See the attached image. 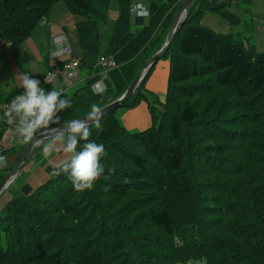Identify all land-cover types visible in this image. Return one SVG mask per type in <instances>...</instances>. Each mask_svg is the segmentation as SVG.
Instances as JSON below:
<instances>
[{
	"label": "trees",
	"instance_id": "obj_1",
	"mask_svg": "<svg viewBox=\"0 0 264 264\" xmlns=\"http://www.w3.org/2000/svg\"><path fill=\"white\" fill-rule=\"evenodd\" d=\"M179 1L150 0L149 16L131 20L130 0H116L118 16L101 53L109 0H0V49L20 46L56 2L84 18L75 33L88 77L81 90L62 95L68 107L53 128L116 98H106L108 89L88 91L98 57L111 56L117 66L137 59L155 44L166 12ZM252 1H192L161 57L170 62L165 120L155 124L151 112L150 128L128 132L116 110L109 113L91 141H103L116 168L102 154L104 171L84 191L61 173L9 199L0 210V264H264V49L258 53L253 43L200 22L207 12ZM140 86L123 106L136 100ZM19 92L0 98V105ZM210 93L204 106L189 102ZM232 108L234 116L225 118ZM4 131L0 120V141ZM136 145L141 149L132 150ZM13 165L0 170V181Z\"/></svg>",
	"mask_w": 264,
	"mask_h": 264
},
{
	"label": "crops",
	"instance_id": "obj_2",
	"mask_svg": "<svg viewBox=\"0 0 264 264\" xmlns=\"http://www.w3.org/2000/svg\"><path fill=\"white\" fill-rule=\"evenodd\" d=\"M163 1L167 2V0H163ZM227 1L228 0H218V2H227ZM133 2L134 3H140L148 9V3L150 2V0H134ZM59 3L60 2H56L52 5L53 6L52 9H54V7H55V9L60 13L59 19L55 20L53 18H49L50 16L47 17L49 12H51V9L49 10L46 17L43 18L44 20H46V23L49 24V27H48L49 31H50L49 38L51 37V40L56 35H59L62 33L66 34V32L70 28L75 30L76 25L78 23L84 21V18L80 15H78L80 18H75V16H73V17L69 16L70 15L69 13H71V14H74V13L70 12L68 10V8H65V10H64L61 6H59ZM251 5H253V2L251 3ZM256 5H257V7L251 6V9L253 7L256 8L258 13L255 14V16L256 17L259 16L258 18H260L264 14V3L259 4V2H258ZM65 7H66V5H65ZM237 7H238L237 5L232 3L231 5H227L226 7L220 9L219 11L207 12L202 16V18L200 19V22H202L203 25H205L208 28H211V30H213L217 33L232 35L233 37H234L233 34L235 33L234 30H236V29L240 30L237 32L239 34L242 32H250L249 37H248L249 40H246V39L242 40L241 38L234 39V40H241L244 43L245 42H251V43H253V45L255 46V48L257 50V48H259V46L264 44V27L258 26V30H254V28L252 26V22L248 21V22H250V25H248L247 21H246V18H250V17H251V20L252 19L254 20V18L249 14V10H247V12H244V11H240ZM148 11H149V9H148ZM66 13H68V14H66ZM63 16L66 17L67 19L69 17H71L68 19L69 23H67V21L63 20ZM204 21L206 23H204ZM146 22L147 21L145 20V23ZM38 24L36 25V27L38 26ZM105 25H106V22L103 26V29L100 31V34L98 37L99 38V44H100L101 37L103 35H105L107 32V27H105ZM113 25H114V23H113ZM113 25L111 26V31L106 38L105 48L103 50H101V46H100V52L101 53H103L107 47V40L112 33ZM35 28L33 29V31L35 30ZM131 29H133V28H131ZM33 31L31 33V36L33 34ZM232 32H234V33H232ZM159 34L160 33H158V35ZM65 37H66V35H65ZM66 40H67V38H66ZM67 43H68V41H67ZM52 45L53 44H51V46ZM68 45H69L71 51H72V49L74 50V48H71L69 43H68ZM76 47H77V50L75 52L72 51V54L74 57L79 58L81 51H80V48L78 46V41H76ZM263 47H264V45H263ZM53 48H54V46H52L51 51L53 50ZM49 55H48V58L47 57L46 58H47L48 63H51L52 60L50 59ZM169 66H170V62H169L168 58L159 59L154 64V66L151 68V70L147 73L144 80L140 83L141 86L139 87V90H138L140 95L139 96L137 95L136 100L133 103H131L130 105L120 107L116 110L114 115L116 116L117 120L121 123V125L123 126V128L126 131H128V132H142V131L151 127V125H152V113H151L152 108H151V105H152L154 99L161 101V100L165 99V97H166V92H167V88H168ZM138 70H139V68L137 69V71ZM137 71L135 70V66L133 64V61L132 62L129 61L128 64L118 66V68H115L113 70H102L101 68H99L97 66V63H96L95 67H93L90 70V72H91L90 75H97L94 84L99 82L100 87H104V90H107V89L111 90V91L113 90V93L120 92L119 94L114 95L115 97H118L127 88V86L130 84V82L132 81V79L135 76V74L137 73ZM85 72H86V70H84L83 68L82 69L79 68V72H78L79 76H78V78H77V80L74 83V86L72 88H76L80 84V82L82 80L81 75H83ZM61 84H62L61 81L58 80V83L55 85V87L58 89L61 86ZM94 84H92L91 88L88 90L91 94H96V93H94V90L92 88ZM18 90H20V89H18ZM89 128H90L89 140H92L96 136V134L99 132L100 129L97 128L96 126H94V127L91 126ZM81 143H83V142H81ZM54 146L56 148H62V145L60 144L59 141H56L54 143ZM41 148H42V146L33 152L32 157H33L34 163L38 162L39 160L42 159V157L39 155V151L41 150ZM14 149H15L14 151H9V152L5 153V157H6L7 161H9V158L12 159L15 157L14 154H15V152L18 151L19 148L15 147ZM51 158L52 159L49 160L50 162H48L46 164H47V167L51 171H53L52 165H55L56 159L57 160L59 159L60 161H62V160L67 158V154L63 153L62 151H59V152H56V157L52 156ZM42 162L44 163L45 161H41L40 163H42ZM32 165H34V164L32 163ZM24 174L25 173L21 174V176H23ZM36 187H38V185ZM29 190H31V187H27L26 185H23L20 189V192L23 191V192L27 193ZM8 198H11V195H9Z\"/></svg>",
	"mask_w": 264,
	"mask_h": 264
},
{
	"label": "rangeland",
	"instance_id": "obj_3",
	"mask_svg": "<svg viewBox=\"0 0 264 264\" xmlns=\"http://www.w3.org/2000/svg\"><path fill=\"white\" fill-rule=\"evenodd\" d=\"M134 0H130L131 3ZM253 5H249L247 7H243V6H238L237 8L240 11H246L249 10V14L254 18V20H251L250 18H246L247 24L250 25V22H252V26L254 28V30H258V26H263L264 27V14L258 18L255 16V14L258 13V11L256 10V8H252L251 6H256L257 7V3L259 2V4L264 3V0H253ZM59 6H61L64 10L65 5L63 4V2L59 3ZM52 7H50L51 12H49L48 16L49 18H53L55 20L60 18V13L55 9H52ZM49 9V10H50ZM176 7L171 6L170 9L166 12L167 13V20L165 22V24L162 25V29L160 30V34L157 38V41L155 42V44L153 46H150L147 48V51L142 53L139 57H137V59H132L130 60L131 62L133 61V64L135 66V70L137 71V69L139 68V66L142 64V62L145 61V59L147 58L148 54L152 51V49H157L163 42L166 32L168 30V24L170 22V19L175 11ZM251 9V10H250ZM66 12V11H65ZM247 12V11H246ZM107 16H106V25L105 27H107V32L105 35H103L100 39V46H101V50H103L105 48V43H106V38L109 35L110 31H111V26L113 25L114 21L117 19L118 16V9H117V3L116 0H109V3L107 4ZM68 14V13H66ZM71 17L75 16V18H80L78 15L76 14H71L69 13ZM69 17V18H71ZM68 18V19H69ZM197 17L194 18V20ZM206 18V17H205ZM263 18V19H262ZM68 19L66 17L63 16V20L67 21V23H69ZM131 20H133V18H131ZM205 20V19H204ZM257 20V21H256ZM204 23H206L204 21ZM201 24L203 25V23L201 22ZM205 26V25H204ZM49 24L46 23V20H42L38 26L35 28V30L33 31V34L30 38L26 39L20 46H18L16 49L12 50L8 47H4L1 48L0 50V98H4L12 93H15L18 89H20V76L27 72L30 75L32 74L33 76H35L36 78L40 79L41 77H43L44 73H45V60L46 57L51 53V37L49 38ZM211 29V28H209ZM238 29L234 30V39H239L241 38L242 40L246 39L249 40V33L250 32H242V33H237ZM66 38L68 43L70 44L71 48H74V50L72 49L73 52H75L77 50L76 47V33L75 30L70 28L67 32H66ZM264 45V44H263ZM263 45L259 46V48H257V52H261L264 47ZM125 64H128V62H126ZM124 65V64H122ZM121 66V65H120ZM118 68V66H117ZM87 71L81 75L82 80L80 82V84L76 87V89L78 88L79 90L82 89V87L85 85V80L88 77L87 75ZM79 76V75H78ZM78 78V77H77ZM58 83V81L53 83V88L57 89L55 87V85ZM195 83V82H194ZM213 85V83L209 84V87L206 88H213L211 87ZM81 88V89H80ZM85 90V89H84ZM202 92H205V90H202ZM120 92H115L113 93V90L111 92H109L106 96V98H111L113 97V95L115 94H119ZM95 95V94H94ZM196 96V95H195ZM212 97V93H210L209 95H204L202 96H196L195 98H192L191 101L189 102H194L195 100H202L203 102V106L205 105V101L209 98ZM227 97V96H226ZM102 98V97H101ZM166 99V97H165ZM165 99L163 100H158L156 102H154L152 104V112L154 114V121L155 124H158L160 121L165 120V104L166 101ZM228 97H227V101H228ZM234 101V98L232 99ZM203 108V107H202ZM229 112L224 115L225 118H229L231 116H234V114L236 113V110L234 108L229 109ZM116 112V111H115ZM111 118L113 119L114 117L111 116ZM108 120V119H106ZM111 119L108 120V122H110ZM107 123V121H105ZM96 126V125H94ZM92 126V127H94ZM253 128V126L251 127ZM54 140V138H53ZM49 142V141H48ZM56 142V141H55ZM140 146L136 145V147H132V150H140ZM19 153V152H18ZM15 157L10 159L9 161L6 160V164L7 166L10 165L12 166L15 161L16 158L18 157L16 152H15ZM39 155L42 157L41 160H39L38 162L34 163L33 160V153L32 155L29 157V159L27 160L26 164L23 166L21 172L19 173V175L17 176V178L10 184V186L4 191L5 193H3L0 197V210L5 206V204L9 201V199H11L12 197H16V196H20L22 194H29L30 192H32L36 186L43 184L44 182H46L50 177H52L53 175H51L52 171L47 167L48 162H50L49 160L52 159L51 157L54 156L56 157V152L52 153V155L50 157H48L47 159L44 158L43 153H42V148L39 151ZM103 156H105V160H107V164L111 165L113 168H116L115 165V160H113L111 158V153L105 151ZM41 161H45L44 163H40ZM9 162V163H8ZM32 163L34 165H32ZM60 160L56 159L55 165L59 164ZM1 172H3L1 170ZM25 173L23 176H21V174ZM23 185H26L27 187H31V190H29L27 193L25 192H20V189ZM9 195H11V198H8ZM190 264V263H189ZM194 264H203L202 262H196Z\"/></svg>",
	"mask_w": 264,
	"mask_h": 264
},
{
	"label": "clouds",
	"instance_id": "obj_4",
	"mask_svg": "<svg viewBox=\"0 0 264 264\" xmlns=\"http://www.w3.org/2000/svg\"><path fill=\"white\" fill-rule=\"evenodd\" d=\"M50 75L42 81L32 74L23 73L20 76L19 94L8 101V111L5 115L15 118L19 136L24 141L36 142L35 137L38 134L44 136L50 132L52 125L58 122V113L68 107L60 91L45 88V85L51 82ZM100 111V108L93 104L84 119L69 121L65 131L53 133L54 140L46 136L49 142L42 144L45 159L54 152L62 151L67 154V158L58 165H52L51 175L66 174L76 191L91 187L93 178L99 177L104 171L100 160V156L105 152L104 143L89 140V124L94 123L99 128ZM55 141H59L62 148H56ZM2 160L0 157V161Z\"/></svg>",
	"mask_w": 264,
	"mask_h": 264
},
{
	"label": "built area",
	"instance_id": "obj_5",
	"mask_svg": "<svg viewBox=\"0 0 264 264\" xmlns=\"http://www.w3.org/2000/svg\"><path fill=\"white\" fill-rule=\"evenodd\" d=\"M129 14L131 18L149 16L148 9L140 3H131L129 7ZM53 50L50 53V69L46 71L41 80L44 77L49 76L51 82L45 85V88L50 90H58L62 95L67 94L69 90L74 86L77 80L78 72L80 68V59L74 57L72 51L67 43L65 34H59L52 38ZM59 53V54H57ZM97 66L102 70H113L117 68V64L111 56L100 55L97 59ZM61 81V86L58 89L53 88V83ZM94 93L98 94L104 90V87H100V83L93 85ZM8 111V101L0 105V119L5 124V131L0 141V157L3 158L0 161V170L7 167L6 157L4 151L10 147H21L27 141L22 140L19 136L18 129L13 116H6L5 113Z\"/></svg>",
	"mask_w": 264,
	"mask_h": 264
},
{
	"label": "water",
	"instance_id": "obj_6",
	"mask_svg": "<svg viewBox=\"0 0 264 264\" xmlns=\"http://www.w3.org/2000/svg\"><path fill=\"white\" fill-rule=\"evenodd\" d=\"M193 0H180L177 6V9L173 15V18L169 24L165 39L159 49L155 51L139 68L135 76L133 77L130 84L127 88L114 100L111 102L99 107L100 114H99V122L102 120L103 117L108 115L109 113L117 110L118 108L122 107L126 101L135 93L136 89L138 88L140 82L148 73L150 68L154 66V64L161 59V57L167 52L169 46L172 44L175 36L177 35L178 31L180 30L181 26L183 25L184 21L188 17V8L191 5ZM87 115L77 118L75 120L84 119ZM68 123V122H67ZM67 123L53 127L50 132L45 133L44 136L37 135L35 137V141L29 140L25 145L24 149L22 150L21 154L19 155L18 159L15 161L13 167L5 174V176L0 181V197L4 193V191L10 186V184L17 178L19 173L21 172L23 166L26 164L33 148L40 142L48 140L45 137H52L53 133H58L65 131V126ZM94 123H90L89 127L94 126Z\"/></svg>",
	"mask_w": 264,
	"mask_h": 264
},
{
	"label": "bare ground",
	"instance_id": "obj_7",
	"mask_svg": "<svg viewBox=\"0 0 264 264\" xmlns=\"http://www.w3.org/2000/svg\"><path fill=\"white\" fill-rule=\"evenodd\" d=\"M48 69H49V67H48Z\"/></svg>",
	"mask_w": 264,
	"mask_h": 264
}]
</instances>
